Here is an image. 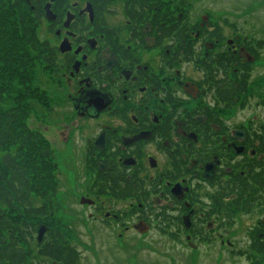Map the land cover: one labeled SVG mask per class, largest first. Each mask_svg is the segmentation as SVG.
<instances>
[{
  "label": "flooded vegetation",
  "instance_id": "obj_1",
  "mask_svg": "<svg viewBox=\"0 0 264 264\" xmlns=\"http://www.w3.org/2000/svg\"><path fill=\"white\" fill-rule=\"evenodd\" d=\"M148 3L164 16L160 26L152 13L131 22L124 3L111 0H56L55 21L45 15L62 41L51 48L53 72L75 116L94 123L83 129L70 194L120 239L154 231L193 254L218 244L232 263L264 264V78L255 80L261 59L245 47L257 42L228 40L218 23L195 21L191 0ZM115 4L123 30L110 23ZM163 27L172 32L161 40ZM223 54L249 64L246 90ZM236 83V92L220 89Z\"/></svg>",
  "mask_w": 264,
  "mask_h": 264
},
{
  "label": "rangeland",
  "instance_id": "obj_2",
  "mask_svg": "<svg viewBox=\"0 0 264 264\" xmlns=\"http://www.w3.org/2000/svg\"><path fill=\"white\" fill-rule=\"evenodd\" d=\"M191 3L194 20L218 23L226 39L248 36L254 42H264V0H191ZM111 9L114 15L110 23L123 30L127 26L123 6L115 4ZM5 15H0V113L21 107L22 124L16 132L23 133L25 126L38 131L52 150L51 160L43 158L42 147L32 146L20 151L24 169L29 177L38 181L41 190H58L54 219L40 222L41 225L65 234L79 252V264H241L242 261L232 263L218 244L215 248H202L198 254H193L154 231L146 238L124 235L120 239L117 233L113 234L89 220L79 201L81 195L77 199L70 193L74 182L79 181L82 168L77 155L85 139L83 129L94 123L81 121L75 116L64 88L65 81L53 72L51 54L39 53L44 46L51 50L62 41L60 43L51 35L46 20L29 18L24 25L12 13ZM27 45L34 48L29 51ZM41 56L43 59L48 57L47 61L42 62ZM260 59L254 70L256 81L264 78V48ZM66 135L70 136L68 144ZM17 148L16 139L0 152V157L5 153L16 154ZM40 201L35 197L36 207L40 206ZM10 217L13 224L22 222L18 214ZM34 237L37 239V235ZM39 262L37 264H49L47 261Z\"/></svg>",
  "mask_w": 264,
  "mask_h": 264
},
{
  "label": "trees",
  "instance_id": "obj_3",
  "mask_svg": "<svg viewBox=\"0 0 264 264\" xmlns=\"http://www.w3.org/2000/svg\"><path fill=\"white\" fill-rule=\"evenodd\" d=\"M118 1L124 3L127 18L135 24L142 22L140 14L146 16L147 13L155 15L154 20L158 21L155 24L158 26H160V22L165 20L164 16L159 15L158 12L155 11V14L154 7L149 8L148 0L138 1V11L132 6L131 0H111L114 3ZM45 3L46 0H0V15L4 17L5 14L12 13L24 25L29 18L34 21L45 20L46 14L43 10ZM154 6L157 7L158 4L154 3ZM160 30L162 32L161 40L170 36L172 32L165 27ZM217 35L220 36L221 32L217 31ZM27 46L29 51L34 48L30 45ZM245 47L254 60H259L264 42H257L254 45L246 44ZM48 52L50 53L51 50L45 46L39 51L41 55ZM193 55V47L190 46L185 54L186 60L192 58ZM218 57L222 63L225 59L231 60V78L240 80L241 90H246L252 71L249 64L242 63L235 55H232L231 58L227 54ZM47 59L48 57L43 59L41 56L42 62L47 61ZM230 74L226 73V76L229 77ZM225 79L223 78L221 81ZM237 87L238 83L232 84V87L220 89L236 92ZM21 110V107H18L12 111L7 110L0 113V152L5 151L14 140L17 139L18 141L16 154L5 153L0 157V164L4 171L0 174V264H37L40 260L39 263L47 261L49 264H79L80 255L77 248L72 245V242L67 239L62 231L49 229L41 244L34 237L38 235L40 227L45 226V224L41 225L40 222H51L54 219L56 214L53 202L55 188H52V192L41 190L38 181L29 177L24 169L20 161V151L32 146L42 147L43 158L51 160L52 150L49 149L45 137L40 132L31 130L27 126L24 127L23 133L16 132L22 124ZM48 193L50 194L48 195ZM35 197H39L41 200L38 207L35 206ZM12 214H18L22 218V222L19 221L17 225L13 224L14 222L10 217Z\"/></svg>",
  "mask_w": 264,
  "mask_h": 264
},
{
  "label": "water",
  "instance_id": "obj_4",
  "mask_svg": "<svg viewBox=\"0 0 264 264\" xmlns=\"http://www.w3.org/2000/svg\"><path fill=\"white\" fill-rule=\"evenodd\" d=\"M56 0H48V4L46 5V7L44 8V12L46 14V18L47 20H49L50 22L51 21H55L56 17L55 15H53L52 13V10H51V7H52V4L55 2ZM70 23V20L69 22L66 24V27H68ZM66 45L63 44L62 47H61V51L65 52L67 51V48H64ZM67 47V46H66ZM69 50V48H68ZM49 228H47L46 226H41L39 231H38V237H37V241L39 244H41L43 242V239L45 237V234L48 232Z\"/></svg>",
  "mask_w": 264,
  "mask_h": 264
}]
</instances>
